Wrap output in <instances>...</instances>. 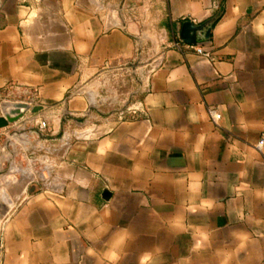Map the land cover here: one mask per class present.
<instances>
[{"label":"crops","instance_id":"0c3cea01","mask_svg":"<svg viewBox=\"0 0 264 264\" xmlns=\"http://www.w3.org/2000/svg\"><path fill=\"white\" fill-rule=\"evenodd\" d=\"M209 21L212 63L165 48L133 115L83 140L76 177L17 198L0 264H264V0H0V88L86 113V79L143 61L153 31Z\"/></svg>","mask_w":264,"mask_h":264},{"label":"rangeland","instance_id":"374dc122","mask_svg":"<svg viewBox=\"0 0 264 264\" xmlns=\"http://www.w3.org/2000/svg\"><path fill=\"white\" fill-rule=\"evenodd\" d=\"M171 41L167 31H153L146 39L143 61L111 70L99 80L84 79L79 94L74 97H90L89 112L66 110L56 104L39 112L41 117L37 120L17 129L14 133L18 136L12 143L0 142V230L9 211L18 208L19 196L27 197L34 192L32 188H54L76 177L81 168L83 140L96 139L108 130L114 119L133 115L146 79L158 65L154 56L168 48ZM150 57L153 58L145 61ZM39 122L45 123V128L38 132ZM18 168L23 169L20 174Z\"/></svg>","mask_w":264,"mask_h":264},{"label":"built area","instance_id":"2783aa9c","mask_svg":"<svg viewBox=\"0 0 264 264\" xmlns=\"http://www.w3.org/2000/svg\"><path fill=\"white\" fill-rule=\"evenodd\" d=\"M170 47L178 51L192 50L198 56H201L208 62L212 63L214 61L210 52L205 51L200 43H197L195 45L184 44L180 41L179 34H177L174 40L171 41ZM38 100L39 96L37 90L17 86H6L0 88V118H4L5 113L9 112V110L11 109L10 106L12 105H26L29 108L27 112H30L31 108L38 106ZM206 112L211 124H213L215 127H218L219 121L221 119V114L214 107L211 106H208L206 108ZM44 128L45 123L39 122L38 132L43 130ZM263 144L264 134H262L261 139L256 144V149L261 150Z\"/></svg>","mask_w":264,"mask_h":264},{"label":"water","instance_id":"95a60500","mask_svg":"<svg viewBox=\"0 0 264 264\" xmlns=\"http://www.w3.org/2000/svg\"><path fill=\"white\" fill-rule=\"evenodd\" d=\"M212 21L205 22L201 25H194L191 22H183L179 34V39L187 45H195L204 40L209 39L210 24ZM9 112L5 113L4 118H0V128L6 127L8 124L15 122L29 110L26 105H12ZM42 110V107L37 106L30 109V112L35 114Z\"/></svg>","mask_w":264,"mask_h":264}]
</instances>
